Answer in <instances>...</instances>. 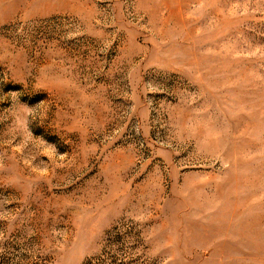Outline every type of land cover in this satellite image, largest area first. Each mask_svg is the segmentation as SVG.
<instances>
[{
  "label": "rangeland",
  "instance_id": "1",
  "mask_svg": "<svg viewBox=\"0 0 264 264\" xmlns=\"http://www.w3.org/2000/svg\"><path fill=\"white\" fill-rule=\"evenodd\" d=\"M0 264H264V0H0Z\"/></svg>",
  "mask_w": 264,
  "mask_h": 264
}]
</instances>
